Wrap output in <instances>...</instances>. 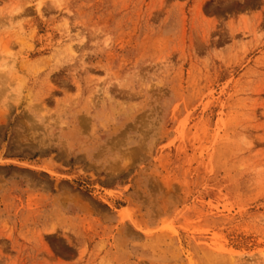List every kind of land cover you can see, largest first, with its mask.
I'll return each instance as SVG.
<instances>
[{
	"label": "rangeland",
	"instance_id": "1",
	"mask_svg": "<svg viewBox=\"0 0 264 264\" xmlns=\"http://www.w3.org/2000/svg\"><path fill=\"white\" fill-rule=\"evenodd\" d=\"M0 264H264V0H0Z\"/></svg>",
	"mask_w": 264,
	"mask_h": 264
}]
</instances>
